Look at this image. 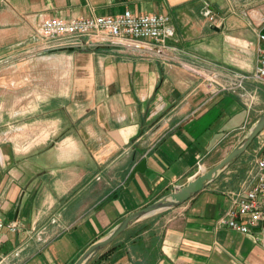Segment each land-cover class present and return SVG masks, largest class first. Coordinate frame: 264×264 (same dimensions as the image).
Segmentation results:
<instances>
[{"label":"crops","instance_id":"crops-1","mask_svg":"<svg viewBox=\"0 0 264 264\" xmlns=\"http://www.w3.org/2000/svg\"><path fill=\"white\" fill-rule=\"evenodd\" d=\"M127 9L169 15L175 34L165 46L69 48L41 34L46 17ZM262 14L264 0H0V222L19 225L4 226L0 253L74 264L130 213L200 175V162H221L264 113L263 85L251 109L239 91L218 90L223 73L255 70ZM255 140L196 196L135 222L89 264H264L253 235L217 226L264 145Z\"/></svg>","mask_w":264,"mask_h":264},{"label":"built area","instance_id":"built-area-1","mask_svg":"<svg viewBox=\"0 0 264 264\" xmlns=\"http://www.w3.org/2000/svg\"><path fill=\"white\" fill-rule=\"evenodd\" d=\"M221 19L211 14L210 25H219ZM259 44L257 45V65L252 73L227 71L222 75L218 90L239 91L245 98L248 108H253L258 98L260 85L264 86V15L260 16ZM43 38L57 47H80L84 44H100L116 39L133 41L150 40L161 46L167 44L175 34V28L169 15L158 13L136 14L131 9L115 15L78 16L65 19L59 16L46 17L41 25ZM249 82L256 83L254 90L248 91ZM207 171L199 163V172ZM179 189V188H178ZM177 189V190H178ZM230 206L217 220V226L227 225L237 231L251 234L264 245V150L251 158L246 173L238 187L227 191ZM19 230L17 222H0V245L2 230ZM254 228H257L256 230ZM0 264H21L15 255L0 253Z\"/></svg>","mask_w":264,"mask_h":264},{"label":"water","instance_id":"water-1","mask_svg":"<svg viewBox=\"0 0 264 264\" xmlns=\"http://www.w3.org/2000/svg\"><path fill=\"white\" fill-rule=\"evenodd\" d=\"M264 130V113L255 122L249 133L244 139L217 165L208 169L204 173L198 175L188 182V184L178 190L166 195L165 197L142 207L118 223L112 231L102 239L94 242L88 249L79 257L74 264H89V262L99 253L109 247L120 235H122L132 224L146 218L160 210L172 208L183 204L189 199L200 193L211 181H213L221 170L226 168L232 162L238 160L252 145L254 140ZM146 169V158L142 159L132 170V177L136 172H144Z\"/></svg>","mask_w":264,"mask_h":264},{"label":"rangeland","instance_id":"rangeland-1","mask_svg":"<svg viewBox=\"0 0 264 264\" xmlns=\"http://www.w3.org/2000/svg\"><path fill=\"white\" fill-rule=\"evenodd\" d=\"M259 104H260V103H258L257 106H259ZM262 114H263V113H262ZM262 114H261V113L258 114L257 117H255V119L258 120ZM262 133H263V134H262ZM262 133L259 135V137L256 138V140H255L256 143H258L259 139H261V140L264 141V130H263ZM260 137H261V138H260ZM257 145H258V144H257ZM250 147H251V146H250ZM249 149H250V148H249ZM249 149H248V150H249ZM261 150H264V145H262V148L256 149L255 151H250L251 154H250V153L248 154V155H249V156H248V157H249V161L251 160V158L254 156L255 153H257L258 151H261ZM243 155H245L244 157H246V156H247V152H246L245 154H243ZM244 165L246 166L245 161H244Z\"/></svg>","mask_w":264,"mask_h":264},{"label":"trees","instance_id":"trees-1","mask_svg":"<svg viewBox=\"0 0 264 264\" xmlns=\"http://www.w3.org/2000/svg\"><path fill=\"white\" fill-rule=\"evenodd\" d=\"M146 227L145 226H142V228L140 229V231L139 232H143V230L145 229ZM113 245V244H112ZM111 248H112V246H111ZM110 248V249H111Z\"/></svg>","mask_w":264,"mask_h":264}]
</instances>
